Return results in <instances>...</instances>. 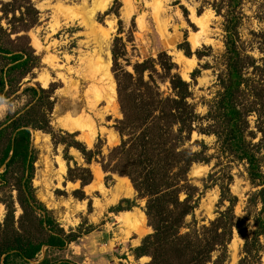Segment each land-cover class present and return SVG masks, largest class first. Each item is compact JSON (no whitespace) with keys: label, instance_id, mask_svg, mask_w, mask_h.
I'll use <instances>...</instances> for the list:
<instances>
[{"label":"trees","instance_id":"obj_1","mask_svg":"<svg viewBox=\"0 0 264 264\" xmlns=\"http://www.w3.org/2000/svg\"><path fill=\"white\" fill-rule=\"evenodd\" d=\"M114 1L116 5L109 11L117 14L120 2ZM248 1L202 0V7L208 5L222 18L225 65L218 75L220 88L215 97L206 101L207 110L203 114L197 111L193 101L192 84L181 76L170 55L162 50L156 57L133 62L132 69L127 70L119 61L125 55V48L120 47L118 36L114 38L112 72L122 116L114 125L120 141L106 152L101 139L92 147L75 140L74 133L65 132L73 138L71 141L56 139L47 115L53 106L51 88L23 89L30 95L29 102L0 120V193L7 192L8 196V200L0 198L6 208L0 221V264H32L30 261L36 259L44 245L47 249L63 248L79 236L74 231L65 232L33 195L32 129L48 132L55 144H64L67 180L79 181L84 187L91 184L93 172L88 164L92 161L107 173L106 179L118 174L130 180L136 196L121 199L110 210L131 211L137 199L144 201L141 209L151 231L132 248L135 259L148 257L139 264H225L234 230L244 240L237 264H264V153L261 151L264 57L249 54L240 37L239 29L245 17L243 6ZM0 4V94H7L6 87H13L35 66L37 56L26 31L37 23L39 11L32 0H0ZM12 34H16L14 38ZM22 39L26 41L20 42ZM184 53L191 54L188 44ZM195 53L202 58L200 51ZM199 73L200 69L195 68L190 76L195 80ZM251 115L254 128H250ZM193 132L215 135L220 152L244 161L250 182L260 186L247 200L248 205H261L253 214L255 227L251 234L246 232L244 219L234 213L237 197L229 192V180L219 184L220 200L228 201L226 208L207 222L199 223L196 219L202 191L190 181L188 172L194 163L208 162L211 154L207 153L208 146L203 140L191 142ZM257 133L259 141L252 142ZM192 145L200 148L194 150ZM71 146L79 150L86 165L76 161L71 164L68 154ZM211 177L212 173L208 175ZM11 178L15 179L14 183ZM13 189L17 191L16 201L21 208L17 220ZM36 264L76 263L68 259L52 261L46 254Z\"/></svg>","mask_w":264,"mask_h":264},{"label":"rangeland","instance_id":"obj_2","mask_svg":"<svg viewBox=\"0 0 264 264\" xmlns=\"http://www.w3.org/2000/svg\"><path fill=\"white\" fill-rule=\"evenodd\" d=\"M118 1L120 6L118 9L116 7V14L114 10L109 11L116 5L114 0H32L39 11L38 20L26 31V34L34 50L33 53L37 56L34 60L35 66L13 87L7 86L5 89L7 94H0L1 121L7 115L21 110L29 102V93L23 91L26 86L51 88L50 100L53 101V106L47 115L55 138L71 141L73 138L65 134L68 132L75 134V140L85 143L78 132H69L58 123L66 116V111H62V108L67 103L75 102L72 94L76 92L57 77L56 71L65 73L73 83H79L81 91L77 98L81 100L77 102L82 105L85 103L84 92L87 83L75 73V70L79 68V57L98 50L101 43L100 55L103 59L110 60V71L114 78L111 47L116 36L120 38V47L125 48V55L119 61L127 70L132 69L133 62L150 56L156 57L162 50L170 55L176 62L181 76L192 84L193 101L196 102L197 111L202 114L206 112V101L215 97L219 90L218 75L225 66L222 56L224 51L222 18L217 16L208 5L202 7V0ZM59 6L69 11L61 10ZM106 11L108 13H105ZM243 11L245 17L239 29L240 37L249 54L256 58L264 57V0L248 1L244 4ZM88 18L91 19L92 28L82 23ZM2 24L7 26L4 20ZM15 35L12 34L11 38ZM191 35H197L202 43L193 48L189 39ZM25 41L22 39L20 42ZM187 44L191 53L189 56L184 53ZM197 50L203 54L202 58L196 56ZM177 51L183 54L182 59L177 58ZM51 60L62 65V69L49 66ZM195 68H199L200 73L193 80L190 73ZM44 73L51 76L46 86H43L41 80ZM104 106V104L100 105V107ZM40 108L43 111L45 103ZM111 112L106 114L103 120L97 121L98 130L90 145L85 143L88 147H92L101 139L102 149L106 152L107 148L119 143L120 138L114 128L116 120L122 116L118 101L116 108ZM249 120L250 128H254V116H249ZM36 132L42 135L41 141L37 143L34 139ZM31 137L35 153L31 179L33 195L44 204L49 214L64 228L65 232L74 231L79 236L63 248L47 249L44 245L36 259L30 262L36 264L46 254L52 261L68 259L76 264H139L147 261L148 259H142L144 257L135 259L132 254V248L151 231L147 222L145 221L143 231L139 233L135 228L131 229L119 221L123 212H141L144 201L137 199V205L129 209L131 211L110 210L121 199L134 198L135 190L127 195L119 194L114 197L115 188L121 176L112 174V179H106L107 173H104L95 161L88 164L93 172L91 185L84 187L79 181L67 180V165L63 157L64 144L61 142L55 144L51 134L41 129H32ZM259 138L260 134L257 133L252 142L259 141ZM195 139L203 140L208 146L207 153L211 154L208 162L194 163L188 172L190 181L198 186L199 191H202L195 210L196 219L199 223L207 222L216 217L220 210L226 208L228 201L220 200L219 184L229 180V192L237 197L233 208L234 213L238 218L244 219L246 232L251 234L255 227L253 214L258 212L261 205L259 203L248 205L247 200L248 196L260 186H254L250 182L244 161L235 160L232 155L220 152L215 135L193 132L191 142ZM192 148L197 150L200 146L192 145ZM261 151L264 153V145L261 146ZM68 154L71 156V164L76 161L78 164L86 165L76 148L71 146ZM60 161L63 162L65 171L62 170ZM196 167L201 170L199 175L192 173ZM97 172L99 178H96ZM210 173L212 177L208 178ZM229 175L231 178L228 177ZM14 180L11 178V183H14ZM11 194L14 200L15 220H17L21 213V208L16 201L17 191L13 189ZM0 198L8 200L7 192L1 191ZM122 205L126 203L123 202ZM5 212V205L1 202V222ZM189 220L190 216H188ZM89 226L92 228L86 232ZM262 241L264 244V239ZM243 242V238L234 230L228 245L229 255L225 264H237L242 256ZM233 245L236 247L235 259H233ZM262 261L264 262V252Z\"/></svg>","mask_w":264,"mask_h":264},{"label":"bare ground","instance_id":"obj_3","mask_svg":"<svg viewBox=\"0 0 264 264\" xmlns=\"http://www.w3.org/2000/svg\"><path fill=\"white\" fill-rule=\"evenodd\" d=\"M59 7L61 10L69 11V9H66L63 6ZM82 23L88 28H92L90 18L86 19L85 21L83 20ZM189 39L193 48L202 43V40L197 35H191ZM99 45L100 47L98 50H94L91 53H87L84 56L79 57V68L75 70V73L81 77L85 83H87V88L84 92L85 100L83 99L85 103L82 104L83 106L77 102L78 100H81L78 99V94L81 91L79 83H73L67 78L65 73H62L59 70L56 71L57 77H59L64 82V84L76 92L75 94H72L73 100L75 98V102L72 101L73 103H67L62 108V111H66V116L63 119L61 118L60 122L58 123L63 129L69 132H78L79 137L89 145L98 130L97 121L103 120L104 116L113 111L117 106L116 83L110 71V60L103 59L101 57V43ZM176 53L178 55L177 58L179 57V59H182L184 57L181 51H177ZM49 63V66L51 65L52 68L62 69V65L57 64L55 60H51ZM41 80L43 86H46L51 80V76L48 73H44L41 76ZM101 104H104L105 106L100 107ZM41 136L42 135L39 132L35 133L34 139L36 143L41 141ZM60 164L62 170L65 171L63 162L60 161ZM98 172L96 174V178H99ZM192 173L199 175L201 170L199 167H196L193 169ZM119 179L120 181L115 188L116 192H114V197H117L119 194L127 195L134 191V188L128 178L119 177ZM119 221H122V223L129 226L131 229L135 228L136 231L141 233L143 231L142 227L146 221V217L143 211L139 213L123 212L119 218ZM234 245L233 259H235L236 249ZM142 259L147 260L148 257H144Z\"/></svg>","mask_w":264,"mask_h":264},{"label":"crops","instance_id":"obj_4","mask_svg":"<svg viewBox=\"0 0 264 264\" xmlns=\"http://www.w3.org/2000/svg\"><path fill=\"white\" fill-rule=\"evenodd\" d=\"M86 187V186H85ZM150 228V227H149Z\"/></svg>","mask_w":264,"mask_h":264}]
</instances>
